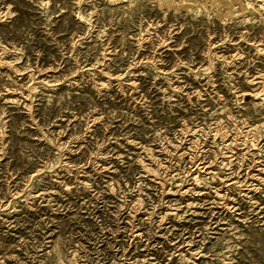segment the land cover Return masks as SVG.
<instances>
[{
    "label": "rangeland",
    "instance_id": "obj_1",
    "mask_svg": "<svg viewBox=\"0 0 264 264\" xmlns=\"http://www.w3.org/2000/svg\"><path fill=\"white\" fill-rule=\"evenodd\" d=\"M0 264H264V0H0Z\"/></svg>",
    "mask_w": 264,
    "mask_h": 264
}]
</instances>
